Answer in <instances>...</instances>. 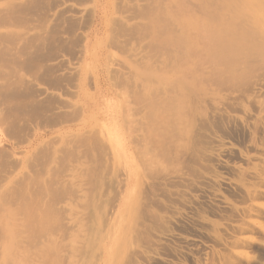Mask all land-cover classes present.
<instances>
[{
	"label": "rangeland",
	"instance_id": "rangeland-1",
	"mask_svg": "<svg viewBox=\"0 0 264 264\" xmlns=\"http://www.w3.org/2000/svg\"><path fill=\"white\" fill-rule=\"evenodd\" d=\"M0 264H264V0H0Z\"/></svg>",
	"mask_w": 264,
	"mask_h": 264
}]
</instances>
